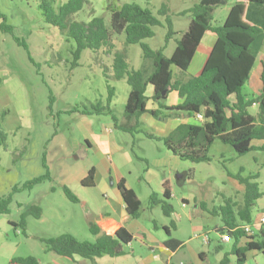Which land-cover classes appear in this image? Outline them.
Wrapping results in <instances>:
<instances>
[{
	"label": "rangeland",
	"instance_id": "374dc122",
	"mask_svg": "<svg viewBox=\"0 0 264 264\" xmlns=\"http://www.w3.org/2000/svg\"><path fill=\"white\" fill-rule=\"evenodd\" d=\"M69 0H0V12L6 17V23L12 28V33H4L0 30V115L2 129L6 133V142L0 147V198L12 196L10 212L0 215V264H11L14 258H40L43 262L56 258V254L46 251L42 240L56 238L64 233L74 234L80 241H95L90 232L91 220L79 204H74L66 197L63 189L59 187L58 169L56 161L51 158L49 151L53 148L52 141L57 134L69 138L78 132L73 127L75 120L69 114L76 108L97 105L100 108H111L112 116L123 120L125 106L130 94V87L125 80L108 78L114 74V55L105 51L82 52L78 66H74L76 50L75 40L70 38L67 32L48 24L41 5L47 2L58 13L59 8ZM201 0H86L83 9L71 16L69 23H90L93 18H104L107 26H110L111 11L117 10L124 4L136 3L143 8L150 7L155 15L162 21L163 26L155 28V37L144 41L152 50L165 48V55L170 57L175 48L176 40L183 31L187 30L190 23L191 8ZM233 0H229L226 6L217 9L214 13L215 20L223 23L230 10ZM168 8V16L173 23V29L178 34L167 41L169 29L166 18L159 15L163 6ZM264 13V10L257 8ZM253 13V11H252ZM253 23L260 26L263 16L256 12L251 15ZM2 20L0 19V26ZM15 38L25 41L28 51L19 46ZM125 36H117L115 40L116 52L127 50L131 67L142 71H153V60L143 56V50L139 45L126 48ZM258 54L260 47H256ZM30 57L34 62L30 60ZM107 69L110 72H107ZM175 69V68H174ZM261 65L253 70L252 83L246 86V92L254 94L257 85L258 74ZM177 71L175 70V73ZM148 73V72H147ZM186 74V73H185ZM184 74V75H185ZM148 76V75H146ZM52 97V100H51ZM257 107H253L250 113L256 116ZM76 113V112H75ZM96 115V114H95ZM73 116V115H72ZM76 130V131H75ZM79 134V133H78ZM77 134V135H78ZM146 133L141 135L145 138ZM66 150H68V142ZM130 141L129 150L138 160L141 152L149 155L147 142ZM156 147H162V143L155 142ZM78 155V154H77ZM144 155V153H143ZM44 156L46 164H53L51 179L33 190H22L32 179L46 173L44 168ZM80 157V156H79ZM211 162L193 164L189 161L181 162V170L172 175L174 195L169 202L174 207L171 217L164 215L161 206L152 207L149 199L152 193L146 184L139 187L137 177L129 179L131 185L137 187L142 202V216L139 220L142 225L153 227L158 224H166L171 228L174 238L183 242L199 244L201 250L209 251V261H215V245L211 247L198 238L203 234L195 230L201 225L210 230L209 237L213 240L217 237L215 227L222 223V216L215 217V209L227 206L226 200L231 199L239 206L243 205L245 185L235 177L247 178L259 174L261 190L264 191V152H253L240 157L230 146L216 139L209 151ZM82 158L76 159L71 154L66 158V163L71 168L82 164ZM256 161L258 163H256ZM192 171L193 179L181 184L177 176ZM20 189L14 192L15 189ZM52 188L56 191L52 192ZM161 186L156 187L157 192ZM150 196H149V195ZM163 200L161 192L157 194ZM139 198V197H138ZM187 202H183V199ZM206 210L202 209V205ZM42 209L40 219L27 215L25 226L21 224L23 216L32 206ZM253 208L254 218L263 211L264 198L260 199ZM235 208V211H238ZM262 217V216H261ZM260 217V218H261ZM259 218V219H260ZM177 225L173 228L171 223ZM133 248L137 254L150 258V249L142 247L139 242H133ZM229 244L226 245V247ZM128 249V248H127ZM131 253V249H129ZM185 250H181L174 264H191V259L186 257ZM108 261L120 260L109 256ZM132 254L126 259L131 264ZM13 258V259H12ZM82 264H94L91 260L78 257ZM153 264H161L153 259ZM149 264V262H147Z\"/></svg>",
	"mask_w": 264,
	"mask_h": 264
},
{
	"label": "trees",
	"instance_id": "16d2710c",
	"mask_svg": "<svg viewBox=\"0 0 264 264\" xmlns=\"http://www.w3.org/2000/svg\"><path fill=\"white\" fill-rule=\"evenodd\" d=\"M85 2L86 0H69L59 8L58 13L47 2H43L41 9L48 24L67 32L68 36L75 40L74 66H78L81 54L85 50L105 51L107 54L114 55V74L108 78L125 80L130 87L125 106L127 118L139 119L146 113L158 120H166L172 116L193 119L198 114L204 117L200 124L180 125L166 138L146 134L148 138L162 142L181 161H189L193 164L211 162L209 151L216 139L230 145L240 157L253 152H264V145L258 144L264 142V72L261 78L263 88L258 95H251L245 89L255 67L256 47L261 46L264 38V26L251 22L249 11L251 7L264 10V0H234L222 24L215 20L214 13L217 9L226 6L229 0H201L187 11L190 15V23L187 30L180 33L176 40V48L170 57L165 55L166 47L154 51L144 43L145 40L155 37V28L163 26L162 21L150 7L143 8L136 3L124 4L117 10L111 11L110 26H107L105 19L100 17L93 18L88 24L69 23L71 16L80 12ZM159 15L166 18L169 29L167 41H169L178 33L173 29L166 5L159 11ZM0 19L2 20L1 32L12 33V28L7 25L6 17L1 12ZM207 32L215 34L217 41L202 73L185 82H174V68L187 72ZM121 35L125 36L126 48L139 45L143 50L144 58L153 60L154 68L149 76H146L144 71L131 67L127 50L116 52L115 40ZM15 41L28 51L25 41L18 38H15ZM30 60L34 62L31 57ZM107 72L110 70L107 69ZM150 87L154 91L151 98L147 96ZM172 92H177L183 102L169 107L167 99ZM151 100L158 106L156 110L147 108ZM255 106L258 108L256 116L250 113L251 108ZM75 112L85 115H103L110 114L111 108L109 105L102 108L91 105V107H84L81 111L76 108L69 113ZM2 118L3 115H0V147L6 142ZM112 119L118 129L130 131L119 126L115 116H112ZM43 166L46 173L29 181L22 190L31 191L37 185L51 179L45 156ZM193 176L192 171L188 172V180L193 179ZM235 178L245 185L243 205L239 206L228 199L227 206L215 209V217L222 216L225 224V227L220 230L221 234L237 229L231 235L236 241L245 240L244 246L234 247L232 254L236 257V264H246L247 255L250 252L258 251L264 255V226L253 235L243 230L246 226L253 225V208L257 201L264 198V191L260 187L259 174L247 178L239 175ZM82 185L86 188L95 187L94 169L89 171ZM118 189L125 203L127 215L132 220H139L143 212L142 202L135 191L127 187L125 181L118 184ZM164 189L163 200L152 192L149 202L152 207L161 206L164 215L171 217L175 211L169 202L172 199V190L168 183L164 184ZM18 191L20 189L14 190V192ZM63 191L70 202L79 203L78 197L70 188L64 186ZM11 202L12 196L0 198V215L9 214ZM201 207L206 210L204 204ZM237 207H239L238 211H235ZM27 215L40 219L43 211L35 205L32 206L22 218L23 226H25ZM171 225L175 226L173 222ZM89 229L96 238L93 242L80 241L69 233L42 241L48 253L72 260L80 257L92 262L104 256L122 257L126 255L127 247L134 242V236L126 228H121L115 234L109 235L97 224L90 222ZM165 231L168 235L164 242L165 247L171 252H176L183 243L171 238L169 228H165ZM228 256L226 255L219 264H230ZM11 264H39V261L35 257L14 258Z\"/></svg>",
	"mask_w": 264,
	"mask_h": 264
},
{
	"label": "crops",
	"instance_id": "0c3cea01",
	"mask_svg": "<svg viewBox=\"0 0 264 264\" xmlns=\"http://www.w3.org/2000/svg\"><path fill=\"white\" fill-rule=\"evenodd\" d=\"M256 12L261 14L264 18V13L262 11L256 7H251L249 11V20L251 22H253L251 15L256 14ZM260 26H264V20ZM216 41L217 38L215 34L212 32L205 33L201 45L197 49L187 72H183L177 68L174 69V82H185L189 78L199 76L203 71ZM258 64L261 65V71L256 81L253 82L257 85L254 92L255 95H258L263 88V81L261 78L264 72V38L257 54L254 69L258 67ZM175 70L177 71L176 73ZM147 72L145 73L148 76L152 73H150V71ZM252 73L253 71L251 72V76ZM251 83L252 79L250 78L248 85ZM153 94V88L150 87L147 91V96L151 98ZM182 102L183 100L179 98L177 92L170 93L167 99V105L169 107L179 105ZM147 108L149 110H156L158 106L151 100ZM69 114H71V117L75 120V126L73 128L76 129L79 134L77 133L78 135L76 134L70 137V139L68 138V150H66L65 143L68 139L62 137L61 134H57L53 138L51 144L53 148L48 154L49 161H51V158L56 161L58 179L61 181L59 187L63 189V187L66 186L72 190L78 197L79 203L77 204L81 206L86 217L89 218L91 222L97 224L103 232L113 235L119 229L126 228L127 231L134 236V242H139L142 247L150 249L151 254L154 253L150 258H145L135 252L133 248L134 243H132L127 247L126 255L110 259L120 260L119 263H115L116 261H108V257L104 256L97 258L96 261L93 262L94 264H131L129 260L126 259L130 254H132V260L135 264H148L147 262L153 264L152 261L150 262L151 259L158 262L160 261L161 264H174V260L181 250H185L184 253L186 257H189L190 260L193 259L191 260V264H219L226 255H229L230 264H236V257L232 254V251L236 246H244L245 240L239 239L236 241L232 235V242H222L220 230L225 227L224 222L216 225L215 234L217 237L213 240L209 237L211 234L210 230L207 231V228L201 225L195 227L196 231L200 232V234L203 233L199 235L198 238H201L202 241L205 244L207 243L210 247L215 245L214 250L216 256L214 262L208 260L209 251L201 250L199 244L192 245L194 242L193 240L190 242L179 240L183 243V246L176 252H171L164 245V242L168 238L165 228H169L170 232L171 228L166 224H162V226L156 224L154 228L150 226L146 227L139 221L141 218L139 220H132L126 213V206L118 189V184L125 181L127 187L134 190L141 200L142 198H140L138 194L137 187L131 185L129 182V179L132 180V176H134L137 177L139 181L140 189L142 184H146L150 193L155 192L158 194L161 192L162 195H164V184L168 183L172 190L171 197L174 198V187H172L170 183L173 179L172 175L181 170V162L183 161L166 147H164V149L162 147H156L155 142H162L150 139L146 135L145 138L142 139L141 135L146 133L153 137L166 138L182 124H200L199 122H195L193 119L183 116H172L166 120H158L149 113L143 114L139 119L127 118L124 115L123 120L117 118L118 125L131 131L127 132L118 129L113 119L111 120L108 118L106 114L85 115L81 112ZM144 139L147 142V148L151 155L147 152H141L142 154L138 155V160H135L129 150L130 141H134L135 147L136 141L145 143V141H143ZM258 144L264 145V142H259ZM71 154H73L76 159L82 158L84 164L76 168L69 167L65 161ZM256 163L258 162L256 161ZM53 164H48L50 173L53 171ZM262 164L264 165V162ZM91 169H94L95 172L96 185L94 188H86L82 185V181L87 177ZM177 179L181 184L187 182V173L178 175ZM160 186L161 191L159 190V192H157L158 190H156V187ZM54 191H56V188H52V192ZM183 202H187V199H183ZM262 209L264 211V207H262ZM263 215L264 212H262V214L260 213L256 219L253 214V221H258ZM172 227L177 229L176 224ZM234 230L233 232H235ZM206 236H208L207 242L205 241ZM171 238H174L172 232ZM174 239L178 240L177 238ZM227 244H229V247H226ZM129 249H131V253ZM56 256V258H51L49 259L50 261L47 262H43L40 258L36 259L39 261V264H82L78 257L72 260L70 258ZM246 264H264V255L258 251L250 252L247 255Z\"/></svg>",
	"mask_w": 264,
	"mask_h": 264
},
{
	"label": "built area",
	"instance_id": "2783aa9c",
	"mask_svg": "<svg viewBox=\"0 0 264 264\" xmlns=\"http://www.w3.org/2000/svg\"><path fill=\"white\" fill-rule=\"evenodd\" d=\"M193 120L195 122H199L202 123L204 120V117L202 114H198L195 118H193ZM264 226V215L256 222L253 223L252 226H246L243 230L249 234V235H253L256 230H259L261 227ZM237 229H235L234 231H236ZM233 232V230L231 232H227L225 234H222L221 236V240L224 243H230L233 241V237L231 235V233ZM205 241H208V236L205 237Z\"/></svg>",
	"mask_w": 264,
	"mask_h": 264
},
{
	"label": "water",
	"instance_id": "95a60500",
	"mask_svg": "<svg viewBox=\"0 0 264 264\" xmlns=\"http://www.w3.org/2000/svg\"><path fill=\"white\" fill-rule=\"evenodd\" d=\"M166 93H164V95H165Z\"/></svg>",
	"mask_w": 264,
	"mask_h": 264
}]
</instances>
